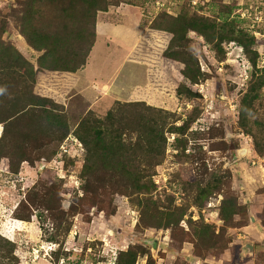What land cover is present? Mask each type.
<instances>
[{
    "label": "rangeland",
    "instance_id": "374dc122",
    "mask_svg": "<svg viewBox=\"0 0 264 264\" xmlns=\"http://www.w3.org/2000/svg\"><path fill=\"white\" fill-rule=\"evenodd\" d=\"M0 264H264V0H0Z\"/></svg>",
    "mask_w": 264,
    "mask_h": 264
},
{
    "label": "crops",
    "instance_id": "0c3cea01",
    "mask_svg": "<svg viewBox=\"0 0 264 264\" xmlns=\"http://www.w3.org/2000/svg\"><path fill=\"white\" fill-rule=\"evenodd\" d=\"M139 10L141 9L134 6L126 7L123 5L111 9L109 12L102 13L97 24L95 44L90 52L86 65L79 73L69 77L75 80L74 84L76 86H74V88L78 93L89 95L91 91L95 92L92 88L94 83L98 84V87H94L97 88L98 91L104 88L109 90L117 83V75L109 79V81L102 79V83H98L96 79H92L87 74L90 58L97 47L101 45V42H103L106 47L111 48V46H113L117 52L114 59L118 58V56H120V58L115 61V63L111 61V64L114 63V66L119 64L116 69V74L117 72L122 74L125 64L132 61V58H134L144 40L148 38V34L152 33L149 27H143V18L141 16L143 14L142 11Z\"/></svg>",
    "mask_w": 264,
    "mask_h": 264
},
{
    "label": "trees",
    "instance_id": "16d2710c",
    "mask_svg": "<svg viewBox=\"0 0 264 264\" xmlns=\"http://www.w3.org/2000/svg\"><path fill=\"white\" fill-rule=\"evenodd\" d=\"M94 44H95V42H94Z\"/></svg>",
    "mask_w": 264,
    "mask_h": 264
}]
</instances>
